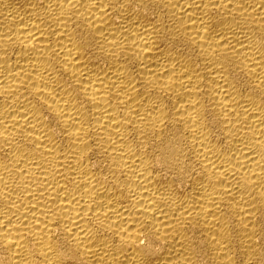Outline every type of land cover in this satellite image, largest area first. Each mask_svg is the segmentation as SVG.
<instances>
[{"label":"bare ground","instance_id":"obj_1","mask_svg":"<svg viewBox=\"0 0 264 264\" xmlns=\"http://www.w3.org/2000/svg\"><path fill=\"white\" fill-rule=\"evenodd\" d=\"M0 264H264V0H0Z\"/></svg>","mask_w":264,"mask_h":264}]
</instances>
